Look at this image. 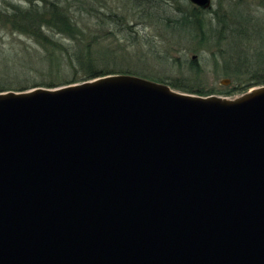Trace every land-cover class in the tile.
I'll list each match as a JSON object with an SVG mask.
<instances>
[{
	"label": "water",
	"instance_id": "1",
	"mask_svg": "<svg viewBox=\"0 0 264 264\" xmlns=\"http://www.w3.org/2000/svg\"><path fill=\"white\" fill-rule=\"evenodd\" d=\"M0 264H264V84L0 91Z\"/></svg>",
	"mask_w": 264,
	"mask_h": 264
},
{
	"label": "rangeland",
	"instance_id": "2",
	"mask_svg": "<svg viewBox=\"0 0 264 264\" xmlns=\"http://www.w3.org/2000/svg\"><path fill=\"white\" fill-rule=\"evenodd\" d=\"M70 1L73 19L83 31L100 40V58L93 61L97 68L165 79L188 88V93L222 95L231 90L235 92L233 96L242 93V82L253 78L252 72L264 75V0H212L211 8L197 12L208 28L203 34L197 29L202 22L198 26L182 25L181 17L193 13L194 5L188 0H86L95 2V10L90 13L84 1ZM12 5L28 7L29 3L0 0L4 14L12 10ZM235 18L241 25L238 33ZM221 26L224 29L219 31ZM42 31L72 54L74 39L47 28ZM228 46L254 62L250 72L235 78L226 71L233 53ZM106 51H110L109 55ZM44 54L33 36L0 20V87L48 79L38 65L24 66ZM225 78L230 82L220 84Z\"/></svg>",
	"mask_w": 264,
	"mask_h": 264
},
{
	"label": "trees",
	"instance_id": "3",
	"mask_svg": "<svg viewBox=\"0 0 264 264\" xmlns=\"http://www.w3.org/2000/svg\"><path fill=\"white\" fill-rule=\"evenodd\" d=\"M29 3L28 7H20L19 5H12L11 11L4 14V9L0 7V20H4L10 23V26L14 30H18L20 33H25L33 36L37 42L41 44L45 54L39 56L34 61L28 60L24 63L26 65H38L39 71L43 75H47L43 81H28L24 83H17L16 86H4L0 87V91L6 90H26L32 87L43 86V87H56L60 85H65L74 82H80L94 77L102 76L109 73H129L138 75L133 72H123L118 70H106L100 69L93 65V61L100 58V46L99 38L93 36L90 32L86 33L83 31L82 27L73 19L69 13V7L71 4L70 0H25ZM84 1L85 8L89 11L95 10V2L88 3L86 0H74V2ZM42 2V4H38ZM198 9V10H197ZM197 12L201 13L198 7L193 6V13H189L184 17H181L182 25H196L202 22L197 16ZM198 13V14H199ZM92 15V14H91ZM195 18V19H192ZM236 20V18H235ZM238 24L237 33L239 32L241 25L236 20L234 21ZM204 22L201 23L197 29L201 30L202 34L207 27H204ZM47 28L56 32L58 34L65 35L68 38L74 39L75 47L72 54H70L67 47H63V44L52 40L48 35L43 33L42 29ZM224 29L223 26L219 28V31ZM236 34V33H235ZM233 35V33L231 34ZM230 38V37H229ZM228 49L231 48L228 46ZM110 51H106L105 54L109 55ZM230 57L227 60L225 67L230 75L239 77L242 73L250 72L254 62H252L248 57L241 53L231 50ZM67 54V56L64 55ZM69 74L72 76L68 77ZM81 74V77H79ZM253 78H249L242 82V92L247 91L249 88L257 85L264 84V75H256L255 72L251 73ZM144 77V76H143ZM152 80L156 78L145 76ZM17 79V78H16ZM14 81H17V80ZM156 81L165 82L171 87L189 92V89L182 87L175 82H166L165 79H158ZM14 85V84H13ZM19 85V86H18ZM235 92L227 90L223 92L224 96H233ZM201 94V93H198ZM216 94V93H214ZM207 95V94H201Z\"/></svg>",
	"mask_w": 264,
	"mask_h": 264
}]
</instances>
